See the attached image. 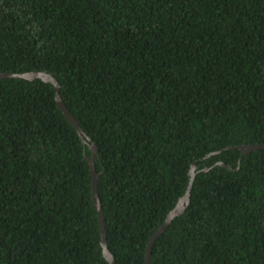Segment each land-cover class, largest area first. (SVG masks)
Here are the masks:
<instances>
[{"label":"trees","instance_id":"16d2710c","mask_svg":"<svg viewBox=\"0 0 264 264\" xmlns=\"http://www.w3.org/2000/svg\"><path fill=\"white\" fill-rule=\"evenodd\" d=\"M28 71L97 147L116 264H144L192 162L150 264H264V148L233 147L264 144V0H0V72ZM90 154L50 82L0 78V264H109Z\"/></svg>","mask_w":264,"mask_h":264},{"label":"water","instance_id":"95a60500","mask_svg":"<svg viewBox=\"0 0 264 264\" xmlns=\"http://www.w3.org/2000/svg\"><path fill=\"white\" fill-rule=\"evenodd\" d=\"M24 78L28 80H32L35 78H39L43 81L50 82L53 85V88L55 90V100L63 113L64 117L68 120V122L74 127L76 130L81 142L83 145H88L91 151V154L89 157H87L88 163H89V170L91 174V188H92V200L94 202V205L96 207L97 213H98V218H99V226H100V243L102 246V253L106 260L108 261L109 264H116V261L110 252V250L107 247L106 243V232H105V219H104V214H103V209L101 205V201L98 195L97 191V180L99 173L95 171L94 167V157L95 154L97 153V147L96 145L92 142V140L85 134L83 129L80 127L79 123L73 116V114L69 111L67 108L66 104L62 100L61 96L59 95V83L57 79L49 72L46 71H28V72H23V73H11V72H0V78ZM235 148H238L241 151L239 160L241 159V156L253 151L257 150L260 148H264V144L261 143H256V144H240L233 146ZM238 160V161H239ZM217 164L224 165L226 167H229L227 164H225L222 161L216 162ZM189 182L187 189L185 193L178 199V202L176 205L167 213L164 221L162 224L154 231L152 236L149 238L148 243L146 245V250H145V259H144V264H150V255H151V249L154 240L158 235H160L164 229L167 227V225L171 222L173 218L176 216H179L180 214L183 213L185 210L188 202H189V197H190V188L194 179V176L196 174V165L194 162L191 163L190 169H189Z\"/></svg>","mask_w":264,"mask_h":264}]
</instances>
